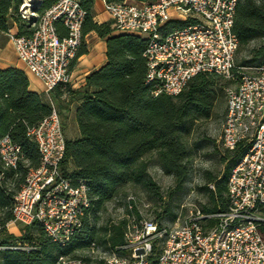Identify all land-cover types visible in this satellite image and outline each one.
<instances>
[{
	"label": "built area",
	"instance_id": "built-area-1",
	"mask_svg": "<svg viewBox=\"0 0 264 264\" xmlns=\"http://www.w3.org/2000/svg\"><path fill=\"white\" fill-rule=\"evenodd\" d=\"M241 0H155L104 3L116 33L136 34L147 42L146 85L151 94L175 97L197 74H216L234 85L225 89V113L220 144L233 150L239 143L248 149L231 170L226 208L213 214L194 210L171 227L132 213L123 244L97 264H264V239L257 227L264 223V62L237 67L238 41L233 19ZM19 8L20 19L34 28L30 36L8 32L17 60L38 79L49 97L59 85L72 83L70 66L82 45L86 11L78 0H58L40 16L39 0ZM187 24L161 35L168 21ZM66 34L60 36L56 25ZM236 69V72L234 70ZM27 130L37 146L39 165L29 169L13 199L11 224L38 223L45 235L66 246L80 230L91 205L85 180L73 182L63 175L65 136L57 109ZM22 156L9 136L0 139V165L16 170ZM129 212L135 200L127 198ZM214 220L205 227L203 223ZM95 244H91L93 252ZM55 264H89L61 257Z\"/></svg>",
	"mask_w": 264,
	"mask_h": 264
},
{
	"label": "trees",
	"instance_id": "trees-1",
	"mask_svg": "<svg viewBox=\"0 0 264 264\" xmlns=\"http://www.w3.org/2000/svg\"><path fill=\"white\" fill-rule=\"evenodd\" d=\"M39 1L36 11L40 16L58 0ZM78 1L86 11L82 35L94 32L104 40L106 63L86 77L83 87L74 90L70 85H59L52 93L59 107L58 113L69 111L74 105L77 136L65 138L61 171L74 183L78 180L87 182L91 205L80 230L66 246L52 242L36 222L23 226L20 238L7 233V226L13 220L14 196L29 169L39 165L36 143L27 136V130L47 117L51 108L43 94L29 90V80L22 70L0 69V139L9 136L19 146L22 156L16 170H6L0 165V264H55L61 257L91 264L90 259L76 256L77 252L94 243V231L87 216L102 209L126 185H141L150 192L155 190L157 195L156 185L143 160L150 153L156 154V164L163 172L173 177V190L180 191L187 178V160L191 153L187 138L196 124L212 117L215 108L224 107L225 87L232 82L216 74L200 73L192 77L175 97L153 96L150 86L145 83L146 40L132 34L114 35L112 21L102 24L93 21L94 0ZM103 1L123 3L128 0ZM134 1L149 4L155 0ZM21 5L22 0H0V35H5L14 26L17 35L32 34L34 28L19 17ZM186 24L168 21L159 31L166 35ZM232 31L238 41L237 67H253L264 62V0L239 1ZM244 50L247 60L241 59L237 64V55ZM84 52V48L79 49L71 66ZM221 80L224 82L220 83ZM62 129L64 133V125ZM247 149L246 143H239L233 150L225 149L230 161L221 176L210 178L214 189L203 188L212 207L199 210L202 214H213L226 208L229 174ZM169 216L170 219L175 217L170 213ZM214 224V220L203 223L205 227ZM125 227L123 220L109 228L106 244L112 252L121 253L117 248L123 244ZM257 230L264 239V223H260Z\"/></svg>",
	"mask_w": 264,
	"mask_h": 264
},
{
	"label": "rangeland",
	"instance_id": "rangeland-1",
	"mask_svg": "<svg viewBox=\"0 0 264 264\" xmlns=\"http://www.w3.org/2000/svg\"><path fill=\"white\" fill-rule=\"evenodd\" d=\"M8 39L5 35H0V48L3 59L12 58L13 52L10 49H4ZM10 44V43H9ZM252 44L251 46H253ZM247 60V51L244 50L237 55V64L241 59ZM224 81L221 80L220 83ZM234 85L232 81L226 85L225 89ZM45 101L59 111L56 99L53 93L49 97L43 93ZM225 101V98H224ZM224 107L215 108L212 117L196 124L192 133L187 138L190 157L187 160L188 174L180 191L176 192L174 188L173 177L167 175L156 164V154L150 153L143 160L147 164V172L156 185L157 195L148 191L141 185H126L122 187L118 194L105 206L95 212H91L87 218L90 228L94 231V250L90 248L77 252L79 258L91 260V264H97L106 259L112 253L106 244L108 230L111 226L119 224L125 220L129 222L131 215L140 216L157 222L162 227L173 226L176 220L181 223L186 216L194 210L211 208L208 193L203 189L205 186L211 190L214 185L209 182L211 177L221 176L225 170L230 158L226 150L220 144L221 125L224 118ZM74 105L70 106L69 111L59 112L61 124L64 125L65 138H75L77 136L76 126L73 120ZM232 158V157H231ZM132 196L135 200L133 210L129 212L127 208V198ZM132 213V214H131ZM173 214L174 219H170ZM127 216H130L129 218ZM22 228L20 224H8L7 233L14 234L17 238L21 237ZM70 258V257H69Z\"/></svg>",
	"mask_w": 264,
	"mask_h": 264
},
{
	"label": "crops",
	"instance_id": "crops-1",
	"mask_svg": "<svg viewBox=\"0 0 264 264\" xmlns=\"http://www.w3.org/2000/svg\"><path fill=\"white\" fill-rule=\"evenodd\" d=\"M133 0H128L130 2ZM104 1L103 0H94L93 7L91 10L92 19L97 24H102L107 21H111L109 15L104 10ZM58 33L66 34L65 29L62 27L56 26ZM59 29V30H58ZM16 27H12L10 32L16 33ZM114 35L124 34L113 32ZM136 35V34H132ZM137 36V35H136ZM9 42L5 45L4 49H10ZM12 47V46H11ZM84 48L85 52L79 55L72 66H70V73L72 78L71 88L76 90L84 86L86 77L91 74L93 71L100 69L106 63L105 57V42L100 39L96 33L90 32L83 36L82 45L79 49ZM13 50V48H12ZM1 51V48H0ZM79 51V50H78ZM12 58L3 59V55L0 52V69L6 68H17L22 70L29 80V90L37 94L44 93V87L41 82L36 79L33 75L26 72L22 64L17 60L16 55L13 52ZM73 62V61H72Z\"/></svg>",
	"mask_w": 264,
	"mask_h": 264
},
{
	"label": "bare ground",
	"instance_id": "bare-ground-1",
	"mask_svg": "<svg viewBox=\"0 0 264 264\" xmlns=\"http://www.w3.org/2000/svg\"><path fill=\"white\" fill-rule=\"evenodd\" d=\"M35 0H24L25 5L23 6L24 9H27L28 7H31L30 2H33Z\"/></svg>",
	"mask_w": 264,
	"mask_h": 264
}]
</instances>
